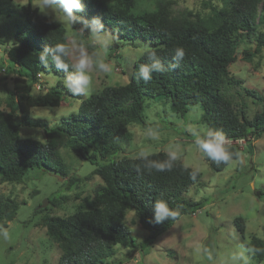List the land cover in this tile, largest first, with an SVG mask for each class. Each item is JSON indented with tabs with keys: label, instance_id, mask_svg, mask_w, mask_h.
Returning <instances> with one entry per match:
<instances>
[{
	"label": "trees",
	"instance_id": "1",
	"mask_svg": "<svg viewBox=\"0 0 264 264\" xmlns=\"http://www.w3.org/2000/svg\"><path fill=\"white\" fill-rule=\"evenodd\" d=\"M53 1L75 27L95 33L107 30L122 40L141 38L151 46L134 61L125 84L104 86L82 98L75 113L49 127L31 117L32 108L59 106L65 87L59 80L44 94L33 96L31 91L42 73L73 75L66 28L37 8L22 7L24 24L15 25L6 51L7 68L16 76L6 94V111L0 101V179L21 181L35 167L65 175L61 147L94 164L93 173L102 183L95 187L93 199L66 217L45 215L42 222L46 235L60 249L56 264H111L107 258L116 245L134 242L125 223L128 210H134L149 231V243L180 216L204 205L184 196L200 173L165 152L98 164V156L116 155L115 141L130 139L129 124H145L146 99L169 103L181 116L192 105H200L207 128L201 153L214 171L239 156L238 146L223 141L243 139L250 144L263 135L264 102L249 118L246 107L238 109L228 97L226 87L241 31L253 32L257 20L264 23V0H222V6H213L194 20L172 16L171 0ZM258 43L264 47V35L258 36ZM68 92L80 97L72 89ZM31 125L42 127L43 141L21 138L20 128ZM16 208L14 200L0 198V228L12 220ZM234 226L243 236L244 219L236 217ZM246 247L257 259L264 258L260 238L251 236Z\"/></svg>",
	"mask_w": 264,
	"mask_h": 264
},
{
	"label": "rangeland",
	"instance_id": "2",
	"mask_svg": "<svg viewBox=\"0 0 264 264\" xmlns=\"http://www.w3.org/2000/svg\"><path fill=\"white\" fill-rule=\"evenodd\" d=\"M171 1L170 14L188 20L208 14L213 6H222V0ZM27 5L66 28L73 75L42 73L31 91L33 96L44 94L59 80L65 87L59 106L32 108L31 117L49 127L58 125L63 116L75 113L82 98L104 86L125 84L134 61L151 46L150 41L141 38L122 40L107 30L95 33L75 27L70 16L53 0H0V101L5 111L6 94L16 76L7 68L5 51L12 42L15 25L24 24L22 7ZM262 12L260 5L258 13ZM260 34L264 35V23L259 20L253 32L241 31L234 60L228 67L231 80L226 93L238 109L246 107L249 118L262 109L264 102V47L258 46ZM69 89L80 97H73ZM145 103V124H129L130 139L115 141L116 155L98 156V164L125 156L136 158L165 152L200 173L199 181L184 196L204 205L193 214L180 216L149 243V231L141 226L134 210H128L125 223L134 237L133 245H116L107 260L111 264H264V258L257 259L246 247L251 236L264 242V133L251 139L250 144L243 139L225 141L238 146L239 156L222 170L214 171L201 153V139L207 128L201 120L199 104L192 105L181 116L169 103L153 99H146ZM20 136L45 139L42 127L34 125L21 127ZM59 154L65 175L35 167L21 181L0 179V198H10L17 204L12 220L0 228V264H56L60 249L46 235L42 218L72 214L79 205L93 199L95 187L102 183L93 173L94 164L77 157L68 147H61ZM44 200L46 205L39 208ZM236 217L245 221L243 236L234 226Z\"/></svg>",
	"mask_w": 264,
	"mask_h": 264
},
{
	"label": "water",
	"instance_id": "3",
	"mask_svg": "<svg viewBox=\"0 0 264 264\" xmlns=\"http://www.w3.org/2000/svg\"><path fill=\"white\" fill-rule=\"evenodd\" d=\"M47 201L44 200L43 203L39 206V208H43L46 205Z\"/></svg>",
	"mask_w": 264,
	"mask_h": 264
},
{
	"label": "clouds",
	"instance_id": "4",
	"mask_svg": "<svg viewBox=\"0 0 264 264\" xmlns=\"http://www.w3.org/2000/svg\"><path fill=\"white\" fill-rule=\"evenodd\" d=\"M6 51H7V49H6ZM6 51H5V52H6ZM228 142H231V141H228ZM223 143H225V142L223 141Z\"/></svg>",
	"mask_w": 264,
	"mask_h": 264
},
{
	"label": "built area",
	"instance_id": "5",
	"mask_svg": "<svg viewBox=\"0 0 264 264\" xmlns=\"http://www.w3.org/2000/svg\"><path fill=\"white\" fill-rule=\"evenodd\" d=\"M225 142V141H224Z\"/></svg>",
	"mask_w": 264,
	"mask_h": 264
}]
</instances>
